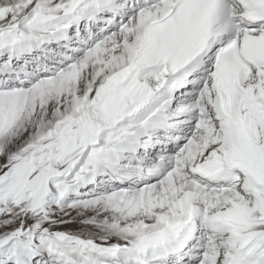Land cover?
Segmentation results:
<instances>
[{
  "label": "snow or ice",
  "instance_id": "1",
  "mask_svg": "<svg viewBox=\"0 0 264 264\" xmlns=\"http://www.w3.org/2000/svg\"><path fill=\"white\" fill-rule=\"evenodd\" d=\"M0 264H264V0H0Z\"/></svg>",
  "mask_w": 264,
  "mask_h": 264
}]
</instances>
